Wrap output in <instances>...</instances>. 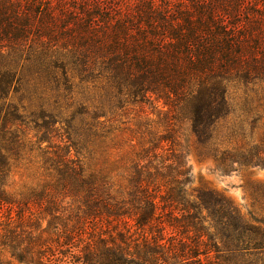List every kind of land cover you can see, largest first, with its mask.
<instances>
[{
    "label": "trees",
    "instance_id": "obj_1",
    "mask_svg": "<svg viewBox=\"0 0 264 264\" xmlns=\"http://www.w3.org/2000/svg\"><path fill=\"white\" fill-rule=\"evenodd\" d=\"M261 2L90 15L51 49L64 92L7 104L18 80L0 70V264H264V217L193 189L185 160L192 144L223 175L264 169ZM42 3L0 4V29L20 42L37 19L52 37ZM19 168L33 181L16 189Z\"/></svg>",
    "mask_w": 264,
    "mask_h": 264
},
{
    "label": "rangeland",
    "instance_id": "obj_2",
    "mask_svg": "<svg viewBox=\"0 0 264 264\" xmlns=\"http://www.w3.org/2000/svg\"><path fill=\"white\" fill-rule=\"evenodd\" d=\"M16 0H0V4L12 3ZM22 5L28 6V2L33 5L36 13L38 4L50 5L52 12L55 13V25L50 26L52 37L44 32L45 28L38 23L37 19L33 25L27 30V36L20 42L18 39L9 35L6 36L0 29V49L3 55H0V70L9 68L15 72L18 83L13 85L9 102H19L20 95L15 94L14 88L19 89L22 94L23 90H37V94L49 93L52 90L55 94L56 88H60L61 92L65 91L63 84V72L55 69L58 74L60 84H56L48 72V60L50 58L51 49L58 50L57 53L73 49L71 46L77 40L71 39V35L75 37V32L79 31L77 25H82L89 16L93 14L110 15L113 22H124L127 17L135 16L137 8L141 4L153 5L156 8L167 9L172 13H177L180 9L183 11L192 10V7L208 6L221 3L230 4V0H18ZM228 1V2H226ZM262 0H242V11L248 7L261 8ZM232 3H235L234 1ZM223 5V6H222ZM233 6V4L231 5ZM101 29L107 27L98 20L96 16L91 20ZM68 22V24H66ZM32 23V22H31ZM66 25V26H65ZM69 39V40H68ZM70 40L72 42H70ZM90 54V51L86 52ZM62 79V80H61ZM79 82V80H76ZM59 86V87H57ZM48 87V88H47ZM15 94V95H14ZM1 96V94H0ZM4 100L0 101V105ZM147 110L149 106H146ZM186 162L191 172V187L196 190H208L222 195L229 199L239 210L245 215L249 214L264 217V169L248 168L239 170L230 175H223L217 168L216 163L211 158H203L198 155L192 144L185 149ZM14 187L21 189L24 186L32 184V177L28 172L22 169H15L12 178ZM43 227L47 226V220L42 222ZM7 264H22L12 260L5 252L2 254Z\"/></svg>",
    "mask_w": 264,
    "mask_h": 264
}]
</instances>
